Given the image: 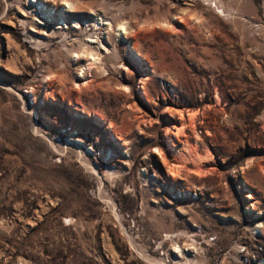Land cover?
Here are the masks:
<instances>
[{
	"label": "rangeland",
	"instance_id": "rangeland-1",
	"mask_svg": "<svg viewBox=\"0 0 264 264\" xmlns=\"http://www.w3.org/2000/svg\"><path fill=\"white\" fill-rule=\"evenodd\" d=\"M0 264H264V0H0Z\"/></svg>",
	"mask_w": 264,
	"mask_h": 264
},
{
	"label": "bare ground",
	"instance_id": "bare-ground-1",
	"mask_svg": "<svg viewBox=\"0 0 264 264\" xmlns=\"http://www.w3.org/2000/svg\"><path fill=\"white\" fill-rule=\"evenodd\" d=\"M121 29L122 30H125V33H126V28H125V26L124 25H122V27H121ZM122 30H120L121 32H122ZM89 40V39H88ZM89 41H94V40H89ZM89 52V51H88ZM92 54V60H91V62H90V66H89V69L91 68V65H93V64H95V63H97L96 62V60L98 59V58H96V56H93V52L91 53ZM91 57V56H90ZM191 117V119H193V117L192 116H190ZM190 117H188V118H190ZM190 124H194V123H191L190 122ZM182 125V124H181ZM183 127V126H182ZM192 127H193V125H192ZM191 127V128H192ZM182 128H178V130H176L177 131V133L176 134H179V133H183V131L181 130ZM196 131V130H195ZM194 131V132H195ZM196 133V132H195ZM185 134V133H184ZM196 137H199L198 135H196ZM200 138V137H199ZM196 140H198L197 138H196ZM187 145V144H186ZM187 147V146H186ZM187 148H189V147H187ZM186 150H188V149H186ZM186 152V151H185ZM181 153H183V152H181ZM182 155V154H181ZM188 156V155H187ZM176 166V165H175ZM176 173V172H175Z\"/></svg>",
	"mask_w": 264,
	"mask_h": 264
}]
</instances>
